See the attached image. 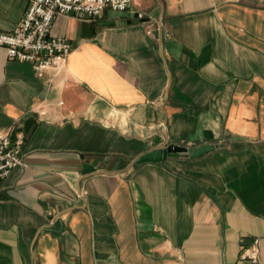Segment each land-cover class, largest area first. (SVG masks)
Here are the masks:
<instances>
[{
    "label": "crops",
    "instance_id": "1",
    "mask_svg": "<svg viewBox=\"0 0 264 264\" xmlns=\"http://www.w3.org/2000/svg\"><path fill=\"white\" fill-rule=\"evenodd\" d=\"M27 7L0 0V32ZM52 35L75 49L43 77L0 47V130L24 140L0 264H249L256 241L264 264V0H133ZM169 144L216 150L137 164Z\"/></svg>",
    "mask_w": 264,
    "mask_h": 264
},
{
    "label": "built area",
    "instance_id": "2",
    "mask_svg": "<svg viewBox=\"0 0 264 264\" xmlns=\"http://www.w3.org/2000/svg\"><path fill=\"white\" fill-rule=\"evenodd\" d=\"M133 0H28V7L21 22L12 32H0V47L7 50L11 60L30 63L36 74L43 77L48 71H61L66 67L74 44L64 38L54 37L52 29L56 18L74 15L96 20L108 10L126 12ZM143 19L145 14L136 12ZM153 24L148 34L154 35ZM22 138L14 139L10 131L0 130V182L6 180L13 170L23 164ZM240 260L260 264L259 241L242 252Z\"/></svg>",
    "mask_w": 264,
    "mask_h": 264
},
{
    "label": "water",
    "instance_id": "3",
    "mask_svg": "<svg viewBox=\"0 0 264 264\" xmlns=\"http://www.w3.org/2000/svg\"><path fill=\"white\" fill-rule=\"evenodd\" d=\"M216 150L215 145H206L198 148H187L174 144H169L161 148H157L147 154H144L137 160V164L145 163H161L168 157H180L181 154H188L190 158H200Z\"/></svg>",
    "mask_w": 264,
    "mask_h": 264
}]
</instances>
